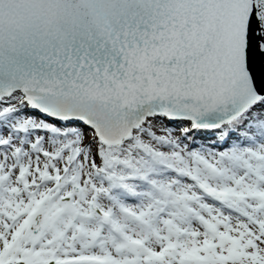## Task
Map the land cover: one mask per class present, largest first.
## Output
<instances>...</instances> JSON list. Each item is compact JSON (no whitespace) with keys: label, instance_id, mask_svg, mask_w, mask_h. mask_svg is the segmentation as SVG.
Here are the masks:
<instances>
[{"label":"snow or ice","instance_id":"obj_1","mask_svg":"<svg viewBox=\"0 0 264 264\" xmlns=\"http://www.w3.org/2000/svg\"><path fill=\"white\" fill-rule=\"evenodd\" d=\"M0 264H264V0H0Z\"/></svg>","mask_w":264,"mask_h":264}]
</instances>
